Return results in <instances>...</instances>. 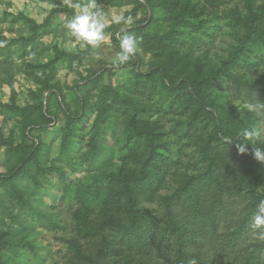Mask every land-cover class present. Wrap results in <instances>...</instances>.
<instances>
[{"label": "trees", "instance_id": "1", "mask_svg": "<svg viewBox=\"0 0 264 264\" xmlns=\"http://www.w3.org/2000/svg\"><path fill=\"white\" fill-rule=\"evenodd\" d=\"M47 1L54 6L41 22L7 14L27 24V36L0 32L10 88L3 108L20 126L19 140L0 126V264L37 256L31 235L65 230L62 210L71 233L64 264H264V138L255 128L264 0H98L130 8L97 25L79 52L55 45L50 60L26 62L36 87L21 106L14 60L38 55L51 20L87 4ZM105 33L125 54L130 80L104 83L103 62L66 101L56 63L80 60ZM222 33L230 41L214 57ZM144 55L150 62L140 70ZM55 125L51 157L43 133Z\"/></svg>", "mask_w": 264, "mask_h": 264}, {"label": "rangeland", "instance_id": "2", "mask_svg": "<svg viewBox=\"0 0 264 264\" xmlns=\"http://www.w3.org/2000/svg\"><path fill=\"white\" fill-rule=\"evenodd\" d=\"M234 0L229 1V5ZM54 5L47 0H2L0 1V32L8 37L27 36L30 34L27 24L23 20L13 21L8 13L17 14L19 12L32 17L37 22L43 21ZM130 7H112L105 2L98 0H87V4L75 7L69 19L65 16H57L51 20V27L47 33L40 36L43 47L39 49V54L17 57L11 67L12 82L16 90V103L23 106L31 103L29 89H35L36 84L29 79L25 73L26 62H46L53 56V47L56 45L60 49L71 52H79L85 48L87 37L99 26H108L113 21L119 20L124 11ZM224 28V27H223ZM230 38L226 34L217 36L212 48L214 57L223 54L228 46ZM137 50V48H135ZM138 51V50H137ZM1 60V58H0ZM127 59L125 54H118L111 44L108 33L97 35L92 43L91 52L72 63L61 60L56 63V79L59 81L66 101L72 97V87L76 82H81L94 71L101 72L99 68L105 62V67L109 68L103 75L104 83H111L117 87H122L131 78V66L125 65ZM150 62V56L144 55L140 70H145ZM264 71V67L258 73ZM8 72L6 67L0 66V126L3 131L8 133L14 131L16 140L20 139V126L18 116L11 115L3 108L4 104L9 103L10 88L6 82L5 74ZM52 110L58 111L55 102H52ZM255 110L258 111V120L255 125L256 134L264 138V99L257 103ZM56 125L51 126L48 132L43 133L44 138L50 141V156L55 157L59 150L60 136L56 130ZM3 159L0 150V160ZM3 169H0V171ZM44 204H50L51 195L44 193ZM48 209V206H46ZM61 214L65 217L67 228L65 230L44 231L37 230L31 236L35 237L37 256L31 252H25V260L18 264H64L66 260V240L70 236V218L62 210ZM215 262V261H213ZM215 264V263H213Z\"/></svg>", "mask_w": 264, "mask_h": 264}]
</instances>
